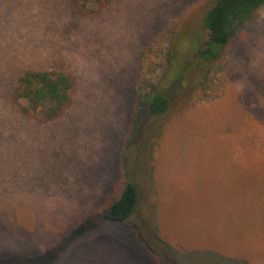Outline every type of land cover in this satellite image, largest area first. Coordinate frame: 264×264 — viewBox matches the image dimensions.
I'll use <instances>...</instances> for the list:
<instances>
[{
  "label": "rangeland",
  "instance_id": "rangeland-1",
  "mask_svg": "<svg viewBox=\"0 0 264 264\" xmlns=\"http://www.w3.org/2000/svg\"><path fill=\"white\" fill-rule=\"evenodd\" d=\"M103 1L91 15L82 0H0V260L70 239L52 264H264V6L203 85L197 49L167 82L168 53L203 40L217 0ZM29 69L75 78L62 119L21 113ZM140 78L161 82L169 114L141 113ZM133 174L134 216L79 233Z\"/></svg>",
  "mask_w": 264,
  "mask_h": 264
},
{
  "label": "trees",
  "instance_id": "trees-1",
  "mask_svg": "<svg viewBox=\"0 0 264 264\" xmlns=\"http://www.w3.org/2000/svg\"><path fill=\"white\" fill-rule=\"evenodd\" d=\"M81 10L83 13L95 15L89 10L90 0H82ZM100 10L104 6L103 0H97ZM264 6V0H217L209 10L204 26L203 40L193 38L185 43L179 38L172 46L168 62L173 66V73L166 78L179 75L180 66L187 60L193 50L199 52V62L202 66H211L225 59L227 48L231 41L233 32L237 26L246 21L256 10ZM184 44V45H183ZM185 45L188 47L185 48ZM208 72L204 75L203 85L208 81ZM177 71V73H175ZM75 78L61 71L50 70H25L18 77L15 85V99L21 103V113L29 118L35 119L41 124L56 122L62 119L73 107ZM161 82L152 83L144 78L139 79L138 94L141 103V113L147 112L153 118H161L169 114L171 110L170 95L163 92ZM158 140L161 131L158 129ZM154 145L156 143H153ZM140 204V191L135 174L131 180L125 181V187L120 197L104 209L101 215L95 219L82 221L78 232L92 229L100 220L106 223H126L137 212ZM152 237H146L139 232V236L145 238H157V228L151 227ZM78 234V233H77ZM65 239L60 247L52 249L48 256L14 255L0 260V264H52L55 257L66 245Z\"/></svg>",
  "mask_w": 264,
  "mask_h": 264
}]
</instances>
